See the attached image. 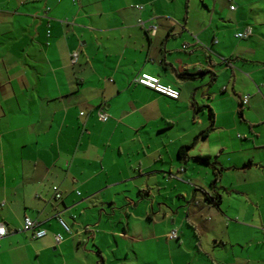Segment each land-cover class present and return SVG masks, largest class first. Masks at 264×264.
Masks as SVG:
<instances>
[{
    "label": "crops",
    "instance_id": "crops-1",
    "mask_svg": "<svg viewBox=\"0 0 264 264\" xmlns=\"http://www.w3.org/2000/svg\"><path fill=\"white\" fill-rule=\"evenodd\" d=\"M189 1L0 0V264H264V26Z\"/></svg>",
    "mask_w": 264,
    "mask_h": 264
},
{
    "label": "rangeland",
    "instance_id": "rangeland-1",
    "mask_svg": "<svg viewBox=\"0 0 264 264\" xmlns=\"http://www.w3.org/2000/svg\"><path fill=\"white\" fill-rule=\"evenodd\" d=\"M189 3L193 14L198 16L200 19H197L198 22H201L202 20V23L205 22L208 24L210 22L215 26L218 23L221 33L217 34L216 37L219 41H222L223 35L226 41L229 42L230 47L240 43L243 44L244 41H246L244 39L235 38L234 35L236 32L242 31L247 26H250L252 31L254 28L262 27V25L264 26V0H233V2L231 3L234 7L233 10H238L236 16H234L235 12H231L229 10V4L225 0H216V2L215 0H190ZM237 29L239 30L235 32V30ZM261 29L262 28H260V30ZM231 42H233V45ZM226 83L227 81L225 82V84ZM228 89V92L231 94L232 92L230 88ZM207 101H210V99ZM217 113L220 114V119L228 118L226 111H217ZM236 117L237 120L241 119V116L239 114H236ZM223 232L224 230H222L220 234L224 235ZM244 252L233 251V253L239 255L238 261H241L243 255H250V251L246 254Z\"/></svg>",
    "mask_w": 264,
    "mask_h": 264
},
{
    "label": "built area",
    "instance_id": "built-area-1",
    "mask_svg": "<svg viewBox=\"0 0 264 264\" xmlns=\"http://www.w3.org/2000/svg\"><path fill=\"white\" fill-rule=\"evenodd\" d=\"M230 9L231 10L234 9L233 5L230 6ZM154 32H155V27H152L151 33L154 34ZM251 35H252V29L250 26H247L242 31L238 32L235 36L238 39H247ZM78 58H79L78 51H73L70 54L71 63L73 64L76 63L78 61ZM135 82L147 88H150L158 93L169 96L171 98L177 99L179 97V92L177 90L161 84L159 79L155 76L143 73L135 78ZM246 101H247V97L244 98L243 102L246 103ZM80 114H82V112ZM97 118L99 121L105 122L108 119V115L102 109H98ZM53 191H54L55 197L60 198V193L58 191V188L53 187ZM2 205L3 203L0 206ZM59 221L64 231L67 233H71V229L69 225L66 222H64L61 218H59ZM24 228L26 230L32 231L33 238H42L47 234V231L45 229L39 227V223L37 221L32 220L29 217L24 218ZM7 234H8V229L6 225L0 222V239L5 237ZM177 237H178V234L176 230H172L168 234V238L170 239H176ZM54 240L57 244H59L63 241V236L61 234H56L54 235Z\"/></svg>",
    "mask_w": 264,
    "mask_h": 264
},
{
    "label": "trees",
    "instance_id": "trees-1",
    "mask_svg": "<svg viewBox=\"0 0 264 264\" xmlns=\"http://www.w3.org/2000/svg\"><path fill=\"white\" fill-rule=\"evenodd\" d=\"M182 150V149H181ZM197 160L199 161H203L205 162L208 166L211 167L213 173L215 174V179H218V176H220V169L217 168L213 163H210L208 158H197ZM60 198H61V194H60ZM207 200L210 199L211 201L213 200L215 203H219L220 202V195L218 193H215V197H212L210 195L206 196ZM62 219V218H61ZM63 220V219H62ZM64 221V220H63ZM65 222V221H64Z\"/></svg>",
    "mask_w": 264,
    "mask_h": 264
}]
</instances>
